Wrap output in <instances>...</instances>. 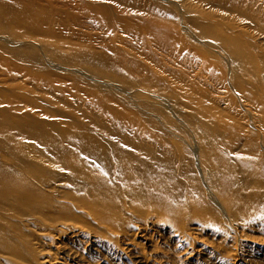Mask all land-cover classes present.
<instances>
[{
    "label": "rangeland",
    "instance_id": "obj_1",
    "mask_svg": "<svg viewBox=\"0 0 264 264\" xmlns=\"http://www.w3.org/2000/svg\"><path fill=\"white\" fill-rule=\"evenodd\" d=\"M225 36L263 64L264 0H0V139L19 142L29 158L43 143L37 133L96 129L97 141L110 144L133 121L130 128L190 152L198 170L200 130L214 147L235 150L222 161L257 148L260 156L264 85L235 79ZM219 213L210 226L188 223L186 237L164 218L141 225L146 237L125 224L45 229L10 264H264V209Z\"/></svg>",
    "mask_w": 264,
    "mask_h": 264
},
{
    "label": "bare ground",
    "instance_id": "obj_2",
    "mask_svg": "<svg viewBox=\"0 0 264 264\" xmlns=\"http://www.w3.org/2000/svg\"><path fill=\"white\" fill-rule=\"evenodd\" d=\"M33 21L36 24L39 20L34 17ZM35 26V30H42V26ZM220 44L230 52L237 81L260 77L258 84L264 85V63L244 56L230 37L225 36ZM178 58L181 62L183 56ZM141 82L147 83L145 78ZM134 124L129 122L128 130L119 129L118 141L110 144L97 141L96 129H61L49 139L37 133L43 143L24 147L29 148V158L22 156L19 142L7 146L0 139L3 264L24 259L21 256L27 246L39 243L42 235H47L45 229L53 233L59 226L68 230L79 228L74 225L80 224L101 230L100 224L115 229L125 224L129 229L134 227L135 238L138 233L149 235L146 225L141 227L149 219L164 218L179 223L183 230L178 232L186 237L190 222L210 226L214 218H222L219 212L236 214L264 209V153L259 156L258 148L249 156L237 155L233 163L222 161V152L235 150L222 145L214 147L200 130L202 171L195 166L190 152L177 151L169 139L164 144L155 133L130 128ZM218 151L221 160L215 163L211 157ZM195 192L198 198L192 200ZM216 195L221 202L215 200ZM206 197L214 203L204 201ZM210 204L218 208L212 209ZM142 210L145 221L132 224L131 216Z\"/></svg>",
    "mask_w": 264,
    "mask_h": 264
}]
</instances>
